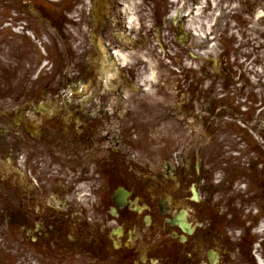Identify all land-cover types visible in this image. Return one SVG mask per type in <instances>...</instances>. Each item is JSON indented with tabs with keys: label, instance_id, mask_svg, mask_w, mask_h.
Masks as SVG:
<instances>
[{
	"label": "flooded vegetation",
	"instance_id": "af4514ba",
	"mask_svg": "<svg viewBox=\"0 0 264 264\" xmlns=\"http://www.w3.org/2000/svg\"><path fill=\"white\" fill-rule=\"evenodd\" d=\"M126 1L82 0L87 22L78 29L79 40L73 39L72 46L76 51L70 54L78 71L62 67L56 73L62 82L42 87L50 89L45 96L51 98L31 99L0 115L8 128L0 130V156H6L15 169L20 167L24 176L22 183L0 181V221L8 220L22 231L28 247L45 254L83 242L113 264H264V146L250 148L253 158L241 184L234 159L224 158V148L218 147L215 160L205 158L203 165H196L201 186L192 184L187 194H159L158 189L118 173L121 169L112 158H119L118 152L112 150H119L133 131L112 130V124L140 127L156 121L158 115L160 71L155 50L161 48L164 55L175 42L184 41L185 56L198 59L189 50L196 36L188 24L193 15L186 13L178 21L169 9L175 6L166 0L154 2L152 16L145 9L148 0H140L126 13ZM201 2L206 21L210 0H188L187 5ZM215 6L219 18L214 31L206 30L202 38L198 72L186 67L183 73L194 99L189 103L198 96L206 98L202 89L208 79V45L211 32L215 33L221 129L225 114L235 112L227 101L239 87L232 71L240 56L236 43L242 44L249 68L264 67V26L257 23L264 0H215ZM130 16L136 18L131 25ZM181 24L187 31L184 38L178 29ZM125 55L127 62L122 61ZM185 58L169 60L181 69ZM69 71L74 78H66ZM251 71L247 74L252 82L242 86L249 91L251 107L240 113L251 111L245 121L252 122L250 132L259 133L264 144V130L256 129L264 118V71ZM257 77L263 78L261 82H254ZM78 79L87 83L86 98L77 97ZM229 118V128L235 130V121ZM121 165L122 170H131ZM90 223L94 225L89 227ZM68 224L73 227L71 235L65 232Z\"/></svg>",
	"mask_w": 264,
	"mask_h": 264
},
{
	"label": "rangeland",
	"instance_id": "374dc122",
	"mask_svg": "<svg viewBox=\"0 0 264 264\" xmlns=\"http://www.w3.org/2000/svg\"><path fill=\"white\" fill-rule=\"evenodd\" d=\"M162 1L165 2V0L147 1L145 9L149 16L153 14L154 2L161 3ZM187 1L174 0L173 3L172 0H166L168 5L173 3L175 6L169 9L179 15L178 21L186 13L194 16L188 24L191 29L196 30L197 35L193 37L189 50L198 59L192 60L185 56V51L182 48L184 41L180 44L175 42L174 47H170L169 51L164 52V55L161 48L158 51L156 49L160 71L157 85L159 105L156 121L149 124L144 123V126L140 125V127H138V123H133V125L121 122L112 124V130L126 128L133 131V137L127 138L125 143L118 145L119 150H112V154L118 152L119 158L112 157L116 159L114 162L119 165L117 169H121L118 173L125 175V179L138 185L146 186L149 189H158L159 194L172 195L175 192L187 194L192 184L200 189L201 182L199 174L196 173V165H203L205 158L215 160L218 156V151H216L218 147L224 148L226 152L224 158L234 159L233 162L240 172L239 184L246 182L247 179L243 174L246 173V165L253 158L250 155V148L264 146L263 139L259 137L260 134L254 135L250 132L252 122L245 121L248 120L247 118H251V111L250 115L240 113L251 107L248 103L249 91H243L242 88L245 83H248V80L250 83L252 82L251 77L247 74L248 71L254 68L256 73L261 74L259 70H261L260 72L264 71V67L255 65V67L249 68L247 61H244L245 50L240 49L242 44L237 42L234 46H239L240 56L232 65V71L235 73L233 82L239 84L238 92L227 101L228 105L235 109L234 115L226 113L222 128H219L221 122H219L217 113L218 77L216 73L220 64L217 59V37L212 32L210 34L212 38L208 45V79L206 88L202 89L206 92V98L199 99L198 96V100L194 101L196 105L189 103V100L193 101L194 99L189 94L188 87L186 88L183 70L186 67H191L193 72H198L197 68L201 65L199 54L204 45L202 38L206 30L214 31L213 25L219 18V10L218 7L214 8L213 5H209V14L205 21L202 16L203 10L199 15H194L198 4L195 8L187 5ZM81 4H83L82 0H0V115L4 110H11L14 106H19L31 99L47 97L45 94L50 89L44 90L43 88L42 90V87L45 84L62 82V79L56 76L62 67L65 69L71 67L74 73L78 71L77 66L73 67L72 65L70 54L76 51L72 46L73 39L79 40L78 29L87 22L86 14L84 15L85 5ZM261 11L257 23L264 26V10L261 9ZM206 23L207 26L204 25ZM55 25H61L60 29H56ZM178 29L184 38L187 31L184 30L183 24L178 25ZM261 31H264V28H261ZM153 45L157 46L155 43ZM178 55L186 57L180 65L181 69L175 62L169 60L170 57ZM128 58V55L122 56V61L127 62ZM155 64L151 67L153 71L157 69ZM80 67L82 68V66ZM65 75L66 78L68 76L74 78L70 75V71L65 72ZM60 77L62 78L64 75ZM257 79L254 82H261L263 78L257 77ZM76 83L79 84L77 97L86 98L87 83L81 79H78ZM62 91L66 92L67 90L63 87ZM57 92L55 90L56 94ZM69 96L73 97L70 93ZM258 116L255 118L258 119ZM229 117L235 121L232 122L235 130L232 127L231 130L229 128V124H231ZM261 120H263L261 123H256V129L263 131L264 118ZM7 129V126L0 121V130ZM220 130L223 132L221 136L218 135ZM115 146L112 144V147ZM121 164H126L125 167L131 168V170H122L124 167ZM209 168H212V165ZM23 177L20 167L15 169L10 165L6 156H0L1 182L14 184V181L18 179V182L22 183ZM215 179L217 178L215 177ZM63 221L67 220L63 219ZM93 225L90 223L88 226ZM67 226L69 228H65L66 235H71L73 227L69 224ZM85 233L88 234V230ZM27 245L29 246L22 231L18 232L15 226L6 219L0 221V264L114 263L113 260L101 255L98 251L93 252V249L83 242L75 244L72 248L53 250L47 254L44 253L45 251L31 249Z\"/></svg>",
	"mask_w": 264,
	"mask_h": 264
},
{
	"label": "bare ground",
	"instance_id": "6f19581e",
	"mask_svg": "<svg viewBox=\"0 0 264 264\" xmlns=\"http://www.w3.org/2000/svg\"><path fill=\"white\" fill-rule=\"evenodd\" d=\"M140 0H129V1H126V6H125V12L127 13L128 11H131L133 10L135 7L139 6V2ZM144 1V0H143ZM172 2L174 3V0H172ZM211 4L213 5V7L215 8V0H210ZM203 3L204 2H201L199 4V6L196 8V11L194 13L195 16L199 15L203 9ZM214 15V14H213ZM216 15V14H215ZM194 16H192L193 18ZM134 20H136V18H134L133 16L129 17V25H131V23L134 22ZM207 26V23L204 24ZM192 32L197 35L196 33V30L195 29H192Z\"/></svg>",
	"mask_w": 264,
	"mask_h": 264
}]
</instances>
